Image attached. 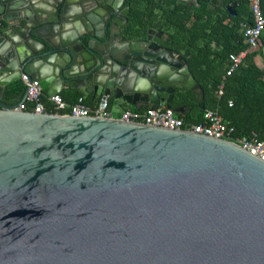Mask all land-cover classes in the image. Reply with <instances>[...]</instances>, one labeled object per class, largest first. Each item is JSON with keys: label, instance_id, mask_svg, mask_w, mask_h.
<instances>
[{"label": "water", "instance_id": "1", "mask_svg": "<svg viewBox=\"0 0 264 264\" xmlns=\"http://www.w3.org/2000/svg\"><path fill=\"white\" fill-rule=\"evenodd\" d=\"M124 2L0 0V264H264L259 158L192 131L15 111L26 94L8 99L26 74L49 97L80 89L203 114L188 60L162 31H127ZM182 90L195 107L174 106Z\"/></svg>", "mask_w": 264, "mask_h": 264}, {"label": "trees", "instance_id": "2", "mask_svg": "<svg viewBox=\"0 0 264 264\" xmlns=\"http://www.w3.org/2000/svg\"><path fill=\"white\" fill-rule=\"evenodd\" d=\"M224 5V8L233 9L236 17L227 11L222 14L219 9H213L210 0H202L198 9L175 2L163 4L158 0H126L124 7L131 8L128 26H137L139 32L155 26L169 33L173 48L183 52L191 71L205 91L206 109L218 112L224 122L234 128L233 138L246 137L256 132L260 140L264 141V70L255 62L256 51L249 53L240 69L226 80L224 95L220 98L216 95L229 68L230 56L248 49L242 25L250 24L253 20L248 0H225ZM262 10L264 12V0ZM160 16L164 24L152 23ZM128 30L132 34L138 32L130 31L129 27ZM261 39L264 40V33ZM213 42L219 47L216 52L212 49ZM24 94L22 81L9 87V98ZM179 95L175 107L193 108L197 105V97L192 91L182 90ZM80 96L75 100L62 97L66 101L75 102ZM85 96L90 105H95L94 96ZM230 101L233 102L232 107L229 106ZM177 116L191 125L203 121L202 114L196 119Z\"/></svg>", "mask_w": 264, "mask_h": 264}, {"label": "built area", "instance_id": "3", "mask_svg": "<svg viewBox=\"0 0 264 264\" xmlns=\"http://www.w3.org/2000/svg\"><path fill=\"white\" fill-rule=\"evenodd\" d=\"M248 2L252 10L253 20L250 24L242 25L245 43L248 45V49L230 56L229 68L216 91L218 98L224 95L226 80L240 69L249 53L259 48L261 37L264 33L262 0H248ZM21 81L25 86L26 99L15 108V111L54 114L75 118L117 119L125 123L143 124L156 128L192 131L196 134L237 144L264 162V141L260 140L259 135L256 132H252L246 137L233 138L234 128L226 124L218 112L206 109L202 114L203 121L194 125L187 124L184 118L178 117L173 110H168L166 107L145 109L143 111L125 110L119 114H115L109 108L108 99L103 100L102 98L99 103L90 105L87 97L82 95L75 102H69L60 94L49 97L45 94L41 83L38 80H31L26 74L22 75ZM229 106H233L232 101L229 102Z\"/></svg>", "mask_w": 264, "mask_h": 264}, {"label": "crops", "instance_id": "4", "mask_svg": "<svg viewBox=\"0 0 264 264\" xmlns=\"http://www.w3.org/2000/svg\"><path fill=\"white\" fill-rule=\"evenodd\" d=\"M101 1V3H102V5L103 6H105V4H104V0H100ZM158 1H160V2H162L163 4H167V3H173V2H175L176 4H178V5H186V6H188V7H190V8H195V9H198L199 7H200V2L202 1V0H158ZM125 2H126V0H125ZM125 2H124V5H125ZM224 3H225V0H210V4H212V7H213V9L215 8V9H219V12L221 11V13L222 14H224V11H227L228 13H229V11H228V9L227 8H224L225 7V5H224ZM94 6V5H93ZM92 6V7H93ZM74 8H75V10L76 9H82L81 8V6L80 5H75L74 6ZM97 8V7H96ZM98 11H101L102 13H104L105 15H106V11L105 10H103V9H100V10H98ZM234 11V10H233ZM230 14V13H229ZM159 15H161V12H159ZM96 16V15H95ZM232 17H236V16H232ZM96 18L97 19H99V17L98 16H96ZM97 19L95 20V21H92V20H90V21H86V25H87V28L89 29V30H92V31H98L97 30V27L99 26V23L97 22ZM155 21H152V23H154V24H156V22H158L159 24H164L165 23V21H164V19L163 18H161V16L160 17H158V18H155L154 19ZM147 22H151V20L150 19H148L147 20ZM6 27H8V24H7V22L4 20V19H0V30L1 29H5ZM129 27V29H130V31H132V30H134V31H138V27L136 26V27H132V26H128ZM128 27H127V31H129L128 30ZM148 29H155V30H157V31H161V30H159L157 27H155V26H153V27H148L147 28V30ZM146 30V31H147ZM133 31V32H134ZM145 31V32H146ZM73 32L74 33H76L75 32V29H73ZM145 32H137L136 34H143V33H145ZM163 33H164V37H165V40H167L171 45H172V40H171V38H170V35H169V33H166V32H164V31H162ZM135 34V35H136ZM171 40V41H170ZM218 45L215 43V42H213L212 43V49L216 52V50H218ZM182 55H183V52H180ZM256 53H257V56H256V58H255V62H256V64L260 67V68H262L263 70H264V40H262L261 39V41H260V44H259V48L256 50ZM184 56V55H183ZM185 57V56H184ZM202 86V85H201ZM45 92V94H47L48 95V90H45L44 91ZM25 95V94H24ZM24 95H20V96H12L11 98H9L8 97V99H10V100H16V101H19V102H21L22 100H23V96ZM60 95H62L63 97H68L69 99H76V97L78 96V95H88L84 90H80V89H69V90H65V91H63L62 93H60ZM101 99H102V97L100 96V95H98V96H94V103L95 104H97V103H99V101H101ZM109 104L111 105V107H110V110L113 112V113H115V114H119L120 112H122V111H125V110H129V111H143V110H145V109H142V110H136V108L135 107H133V106H128V105H122V106H118V103L117 102H113V100L112 99H109ZM119 107L120 108V110H118V111H116L115 110V107ZM166 106H162V108H165ZM181 116H185V115H181Z\"/></svg>", "mask_w": 264, "mask_h": 264}, {"label": "rangeland", "instance_id": "5", "mask_svg": "<svg viewBox=\"0 0 264 264\" xmlns=\"http://www.w3.org/2000/svg\"><path fill=\"white\" fill-rule=\"evenodd\" d=\"M115 110L118 111V110H120V108L117 106V107H115Z\"/></svg>", "mask_w": 264, "mask_h": 264}]
</instances>
